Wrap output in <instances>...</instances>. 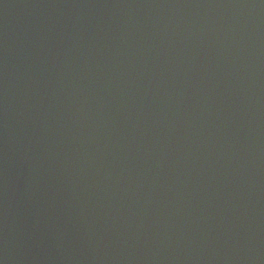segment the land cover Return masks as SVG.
<instances>
[{
  "label": "water",
  "instance_id": "obj_1",
  "mask_svg": "<svg viewBox=\"0 0 264 264\" xmlns=\"http://www.w3.org/2000/svg\"><path fill=\"white\" fill-rule=\"evenodd\" d=\"M0 264H264V0H0Z\"/></svg>",
  "mask_w": 264,
  "mask_h": 264
}]
</instances>
